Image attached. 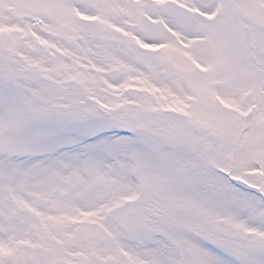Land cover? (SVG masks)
<instances>
[{
  "label": "snow or ice",
  "instance_id": "1",
  "mask_svg": "<svg viewBox=\"0 0 264 264\" xmlns=\"http://www.w3.org/2000/svg\"><path fill=\"white\" fill-rule=\"evenodd\" d=\"M0 264H264V0H0Z\"/></svg>",
  "mask_w": 264,
  "mask_h": 264
}]
</instances>
